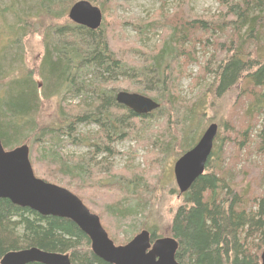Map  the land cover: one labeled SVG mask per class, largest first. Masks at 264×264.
Wrapping results in <instances>:
<instances>
[{
    "label": "trees",
    "instance_id": "1",
    "mask_svg": "<svg viewBox=\"0 0 264 264\" xmlns=\"http://www.w3.org/2000/svg\"><path fill=\"white\" fill-rule=\"evenodd\" d=\"M77 1L6 0L0 8L3 16L0 36L6 30L5 15L11 14L13 21L7 25L10 33H19L16 37L21 39L30 28H37L44 36L45 45L40 65L42 87L32 73H25L7 81L0 95V137L5 149L32 141L31 147L28 145L32 166L40 163L50 166L54 174H48L52 179H63L65 188L78 195L95 213L81 185L95 180L90 169L92 163L83 157L65 156L60 149L65 142L89 143L96 157L103 153L110 156L106 144L128 136L120 127L126 119L117 116L118 113H126L139 121L166 110L167 118L183 116L181 135L158 136L155 143L166 151L179 144L178 159L196 145L205 131L202 121L212 102L240 86L236 101L239 109H233L234 114L218 129L205 172L181 194L182 202L174 211L169 230L170 237L179 243L176 260L180 264H261L264 250V0H218L222 9L209 18L191 16L190 0H177L172 14L162 10V15L158 14L138 31L140 39L146 32H155L156 27L165 31L153 50L139 51L146 56L143 64L117 54L104 19L98 30L72 22L68 13ZM89 1L99 5L104 15L111 5V0ZM16 42L3 50V58L17 51ZM197 48L205 56L211 49L216 59L211 69L213 82L192 101L180 95L178 83L186 74L188 64L197 62ZM138 80L157 87V94L153 96L151 91L141 90L136 84ZM117 83H127L132 93L153 98L160 103V108L148 115H137L117 102V92L125 90L112 89V84ZM69 96L77 98L78 103L66 104ZM54 97H61L62 120L56 126L41 127L35 117L42 102ZM77 125H93L97 132L77 137ZM34 173L39 177L35 169ZM107 182L122 197L104 202L102 209L117 230L125 227L124 238L112 235L102 222V215L95 214L114 243L125 245L143 230L150 232L152 240L161 237L156 228L146 223L131 238L127 236L126 226L140 222L138 216L147 214L150 187L144 175L115 174ZM33 247L68 254L72 264H110L94 254L89 237L73 221L43 216L1 198L0 262L11 251Z\"/></svg>",
    "mask_w": 264,
    "mask_h": 264
},
{
    "label": "rangeland",
    "instance_id": "2",
    "mask_svg": "<svg viewBox=\"0 0 264 264\" xmlns=\"http://www.w3.org/2000/svg\"><path fill=\"white\" fill-rule=\"evenodd\" d=\"M176 1L111 0V5L108 7L109 10L105 13L103 19L107 32H109L111 45L117 54L124 59H132L137 63L143 64L146 62L145 54L139 51H145L146 53V50H153L162 41L165 31L156 27L155 32H146L142 35L141 39L138 31L151 20H155L158 14L162 15L160 14L162 10L172 14ZM5 3H7L6 0H0V8H3ZM220 9L222 7L218 0H190L188 5L191 16L198 18H209L212 15L218 14ZM1 18L3 16L0 14ZM12 21L13 17L11 14L5 15L4 23L6 22V30L0 36V95H2L7 81L22 77L25 73H32L36 79V83L40 87L43 85V78L40 75V65L45 54L44 36L37 28H30L27 32V29H29L27 27L25 31L28 34L23 35L21 39L20 37L17 39L16 36L19 35V30L17 31L18 34L16 32L12 34L7 26ZM28 21L31 24L36 23V21ZM15 40L18 41L16 42L17 51L11 55L9 54L8 57L5 55L3 58V50L11 47L10 44ZM197 49V62L188 64L186 74L182 76L178 83L180 95L192 101L197 99L204 91V88L213 82L214 74L211 72V69L213 68V61L216 59V56L213 57L214 53L211 49L210 56H205L203 50ZM137 50L138 52H136ZM209 59L210 62H207ZM2 65L3 70L1 69ZM136 84L141 90L151 91L153 96L154 93L157 94L158 92L156 90L158 88L150 86L146 80H138ZM126 88L129 89L128 91L133 92V89L127 83L112 84V89L115 90H126ZM239 88L240 86H235L221 98L215 99L212 102V105H210L206 112L205 119L202 121L205 129L212 123L218 124L220 128L234 114L233 109H239L236 105L241 92ZM66 100V104L74 105L78 103V99L72 96L66 97ZM61 102V97L45 99L42 102L40 110L35 117L39 126L49 127L60 124L62 120ZM66 104L65 106H67ZM166 112V110H162L150 118L140 119L139 121L131 119L126 113H118L117 116H124L126 119L125 123L120 127L128 132V136L122 140L106 144V148H110V156L107 153H103L101 156L96 157L95 154H92V148L89 143L77 144L65 142L60 148L65 156L74 158L83 157L85 161L92 163H90L92 165L90 169L93 171V178L95 180L92 183L91 181L87 182V184L81 183L83 191L89 198L90 203L88 204L90 207L95 208L91 207V209L95 213L102 215V222L105 227L112 235L117 234V237L121 239L125 236V227L117 230L114 221L102 209L106 202H114L120 196L113 187L106 185L108 183L107 180L109 181L115 174L128 176L131 173H138L144 175L145 179L149 181L150 190L148 192L149 204L147 214L145 216H138L141 221L133 222L130 227L124 224L127 228V236L131 238V234L138 231L144 223L150 228H156L159 236H170L169 228L174 211L178 204L182 202L174 175V165L177 160L176 155L180 152V149L178 148L179 144H175L176 146H173V149L166 151L160 149L162 147L158 146L155 142L159 139L158 136L168 137L170 134H174L179 137L184 118L181 114H177V116L168 117V119L164 115ZM169 124H171V127ZM75 129L76 136L79 134L80 137L81 134L90 136L97 132V127L93 125H77ZM189 130L191 132L192 129L190 128ZM185 134L183 138H185ZM90 141L94 142V139ZM31 142H27L29 146ZM101 142L105 145V140ZM33 166L39 177L62 187L67 186L66 182L61 178L52 179L51 174L53 175L54 172L50 166L44 163L33 164Z\"/></svg>",
    "mask_w": 264,
    "mask_h": 264
},
{
    "label": "water",
    "instance_id": "3",
    "mask_svg": "<svg viewBox=\"0 0 264 264\" xmlns=\"http://www.w3.org/2000/svg\"><path fill=\"white\" fill-rule=\"evenodd\" d=\"M68 17L75 24L98 30L104 14L99 6L89 0H79L71 6ZM116 100L137 115L151 114L161 106L148 96L125 90L117 92ZM218 129V124H210L196 145L176 160L174 175L180 194L187 192L205 172ZM1 198L9 199L15 205L30 208L43 216H56L73 221L89 237L94 254L110 264H180L176 260L179 243L170 236L152 240L150 232L143 230L127 244L116 245L103 227L100 217L78 195L35 175L27 144L6 150L0 137ZM261 261L264 264V250ZM31 263L72 264L68 254L48 252L36 247L11 251L0 262Z\"/></svg>",
    "mask_w": 264,
    "mask_h": 264
},
{
    "label": "bare ground",
    "instance_id": "4",
    "mask_svg": "<svg viewBox=\"0 0 264 264\" xmlns=\"http://www.w3.org/2000/svg\"><path fill=\"white\" fill-rule=\"evenodd\" d=\"M217 137V136H216Z\"/></svg>",
    "mask_w": 264,
    "mask_h": 264
}]
</instances>
